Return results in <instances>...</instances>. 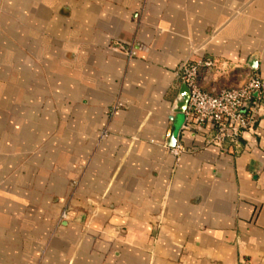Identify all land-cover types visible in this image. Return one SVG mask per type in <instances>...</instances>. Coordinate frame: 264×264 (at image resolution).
I'll use <instances>...</instances> for the list:
<instances>
[{
	"label": "crops",
	"instance_id": "0c3cea01",
	"mask_svg": "<svg viewBox=\"0 0 264 264\" xmlns=\"http://www.w3.org/2000/svg\"><path fill=\"white\" fill-rule=\"evenodd\" d=\"M202 59L264 80V0H0V264H264V101L238 146L183 132Z\"/></svg>",
	"mask_w": 264,
	"mask_h": 264
},
{
	"label": "built area",
	"instance_id": "2783aa9c",
	"mask_svg": "<svg viewBox=\"0 0 264 264\" xmlns=\"http://www.w3.org/2000/svg\"><path fill=\"white\" fill-rule=\"evenodd\" d=\"M111 51L121 54L129 60L136 56L133 45L116 43ZM238 67L218 66L213 59H202L187 62L179 67V75L183 84L189 89V101L184 112L183 132L193 128L209 127L211 135L207 145L217 148L238 146L244 135L254 129L259 122V114L263 108L264 80L248 73L243 84L216 91H206L204 85L215 77L229 76L236 73ZM121 104L117 103L111 111L115 116ZM106 133L103 134L105 136ZM165 148L177 161L188 152L187 148L177 143L174 147ZM69 213L66 207L60 220L65 221Z\"/></svg>",
	"mask_w": 264,
	"mask_h": 264
},
{
	"label": "water",
	"instance_id": "95a60500",
	"mask_svg": "<svg viewBox=\"0 0 264 264\" xmlns=\"http://www.w3.org/2000/svg\"><path fill=\"white\" fill-rule=\"evenodd\" d=\"M188 101H189V89L185 84H183L175 104L174 113H176L177 115L184 114ZM171 141H172V147H174L177 143L176 131H174L173 134L171 135Z\"/></svg>",
	"mask_w": 264,
	"mask_h": 264
}]
</instances>
